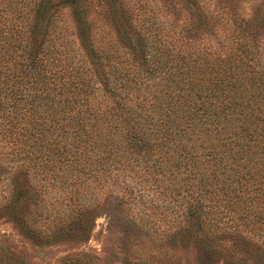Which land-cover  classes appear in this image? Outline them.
Returning a JSON list of instances; mask_svg holds the SVG:
<instances>
[{"label": "trees", "instance_id": "obj_1", "mask_svg": "<svg viewBox=\"0 0 264 264\" xmlns=\"http://www.w3.org/2000/svg\"><path fill=\"white\" fill-rule=\"evenodd\" d=\"M156 6L0 0V216L52 243L87 239L102 209L121 264H175L187 241L200 264H264V16Z\"/></svg>", "mask_w": 264, "mask_h": 264}, {"label": "rangeland", "instance_id": "obj_2", "mask_svg": "<svg viewBox=\"0 0 264 264\" xmlns=\"http://www.w3.org/2000/svg\"><path fill=\"white\" fill-rule=\"evenodd\" d=\"M130 3L139 5L147 13L156 10L159 0H129ZM208 11L232 16L239 14L245 18L251 16H264V0H200ZM93 10L95 6L93 5ZM91 10L90 18L96 30L95 36L104 43L115 42L114 28L106 17L97 11ZM159 14V13H158ZM57 20L58 26L63 29L67 41L74 46L73 26L67 8L62 9ZM73 42V43H72ZM37 181V178H36ZM37 183H40L38 180ZM8 178L0 181V202L4 196H8ZM108 192L97 193L99 201L103 200ZM54 212L60 211V207H53ZM135 209V208H134ZM136 210V209H135ZM35 225L43 228L41 221L36 219ZM40 239L43 235H39ZM136 237L150 247H157L158 238L161 235H136ZM157 237V238H156ZM228 242V239H224ZM124 235H115L107 230V216L102 209L96 215L90 235L85 240L43 243L37 238H29L23 235L13 223L0 216V264H68L65 255L77 252L89 253L95 256L98 264H121L118 256L126 248ZM179 247V246H178ZM195 248L191 241L186 246L179 247L175 254V264H200L196 259ZM213 264H228L223 259ZM238 264H255L251 259Z\"/></svg>", "mask_w": 264, "mask_h": 264}]
</instances>
